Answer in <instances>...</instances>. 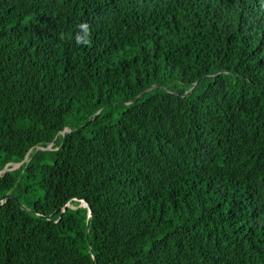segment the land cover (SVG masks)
<instances>
[{
	"label": "trees",
	"instance_id": "trees-1",
	"mask_svg": "<svg viewBox=\"0 0 264 264\" xmlns=\"http://www.w3.org/2000/svg\"><path fill=\"white\" fill-rule=\"evenodd\" d=\"M16 164L0 264H264V0H0Z\"/></svg>",
	"mask_w": 264,
	"mask_h": 264
},
{
	"label": "clouds",
	"instance_id": "clouds-1",
	"mask_svg": "<svg viewBox=\"0 0 264 264\" xmlns=\"http://www.w3.org/2000/svg\"><path fill=\"white\" fill-rule=\"evenodd\" d=\"M79 27L81 29H83V31H84L85 34H87V32H88V25L87 24L82 23V24L79 25ZM75 39H76V42L78 44H80V43H87V40L84 37H82L81 35H79V34L75 37Z\"/></svg>",
	"mask_w": 264,
	"mask_h": 264
},
{
	"label": "water",
	"instance_id": "water-1",
	"mask_svg": "<svg viewBox=\"0 0 264 264\" xmlns=\"http://www.w3.org/2000/svg\"><path fill=\"white\" fill-rule=\"evenodd\" d=\"M26 158H27V156H26ZM25 158V159H26ZM21 164V163H20ZM19 164V165H20ZM14 168H16V167H12V168H8V166L7 167H5L2 171H0V174L1 173H4V172H7L8 170H11V169H14ZM10 196H12V195H10V194H6V195H3L1 198H0V201L2 202V201H4L6 198H8V197H10ZM24 208H26L24 205H22ZM87 206L88 207H90V205H88L87 204Z\"/></svg>",
	"mask_w": 264,
	"mask_h": 264
},
{
	"label": "rangeland",
	"instance_id": "rangeland-1",
	"mask_svg": "<svg viewBox=\"0 0 264 264\" xmlns=\"http://www.w3.org/2000/svg\"><path fill=\"white\" fill-rule=\"evenodd\" d=\"M118 114V111L116 112V115ZM19 164L14 165V167H18ZM83 205H86V203H83Z\"/></svg>",
	"mask_w": 264,
	"mask_h": 264
}]
</instances>
